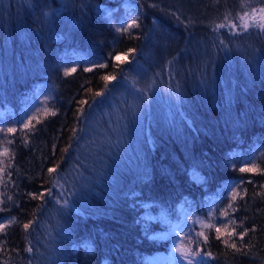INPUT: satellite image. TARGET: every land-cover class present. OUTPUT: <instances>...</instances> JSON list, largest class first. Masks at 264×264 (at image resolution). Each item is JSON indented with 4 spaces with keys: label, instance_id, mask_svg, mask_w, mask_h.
Wrapping results in <instances>:
<instances>
[{
    "label": "trees",
    "instance_id": "1",
    "mask_svg": "<svg viewBox=\"0 0 264 264\" xmlns=\"http://www.w3.org/2000/svg\"><path fill=\"white\" fill-rule=\"evenodd\" d=\"M259 12L264 0H0V121L47 95L9 134L0 264H148L185 217L191 264H264Z\"/></svg>",
    "mask_w": 264,
    "mask_h": 264
},
{
    "label": "rangeland",
    "instance_id": "2",
    "mask_svg": "<svg viewBox=\"0 0 264 264\" xmlns=\"http://www.w3.org/2000/svg\"><path fill=\"white\" fill-rule=\"evenodd\" d=\"M252 13V12H251ZM245 15H242V20L236 18L237 23L241 25H247L248 21ZM252 19L257 20L258 23L264 24V14L261 12L257 13ZM121 25V24H119ZM118 25V26H119ZM116 60L122 61L124 60V55L114 56ZM75 66L72 64V66L66 67L62 69V73H70L72 72V69ZM47 95L44 92H38L35 93L29 100L28 104H30V107L26 110L27 114L25 117H22L21 119H13L12 121H8V118H5L4 120L0 121V173L3 170L4 162L7 160V151L9 150L8 146V140H9V134L13 132V130H23V128H26L30 124L33 123L36 119L42 118L45 114L44 112L47 111L46 109V101ZM49 111V110H48ZM1 120V119H0ZM255 165L253 164V158L246 160L242 164V170L252 171L254 170ZM194 175V174H193ZM1 178V177H0ZM200 178L197 177L196 180H199ZM185 219V218H184ZM184 223L180 225L181 226H187L191 222L189 220H184ZM10 221V218H7V220L0 224L2 226L3 224H7V222ZM180 227H177V224L173 223V226L171 227V230L174 231V236L170 237V246L167 247L166 250L162 251L161 254L154 253L153 255H150L149 258L146 259L148 264H191L189 262L188 257L192 258L195 254L194 247L192 242H190V235L192 233H189L187 231V235L184 234L183 231L179 232L178 230ZM192 236V235H191ZM189 237V238H188ZM190 247L192 251L190 250ZM194 251V252H193ZM171 261V262H170ZM170 262V263H169Z\"/></svg>",
    "mask_w": 264,
    "mask_h": 264
},
{
    "label": "bare ground",
    "instance_id": "3",
    "mask_svg": "<svg viewBox=\"0 0 264 264\" xmlns=\"http://www.w3.org/2000/svg\"><path fill=\"white\" fill-rule=\"evenodd\" d=\"M238 183H239V182H238ZM240 183H241V182H240ZM238 187H239V186H238ZM230 188H231V187H230ZM233 188H234V187H233ZM233 191H234V190H233ZM238 191H239V190H238ZM184 216H185V215H184ZM185 218H186V217H185ZM181 219H182V218H181ZM181 219H180V220H181ZM180 220H179V221H180ZM184 220H185V219H184ZM180 222H181V221H180ZM182 222H183V219H182ZM183 226H184V225H183ZM170 262H171V261H170ZM170 262H169V263H170Z\"/></svg>",
    "mask_w": 264,
    "mask_h": 264
}]
</instances>
